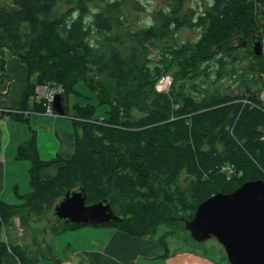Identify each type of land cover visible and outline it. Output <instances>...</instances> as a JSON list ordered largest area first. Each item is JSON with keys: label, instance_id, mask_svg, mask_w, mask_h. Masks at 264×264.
Wrapping results in <instances>:
<instances>
[{"label": "trees", "instance_id": "obj_1", "mask_svg": "<svg viewBox=\"0 0 264 264\" xmlns=\"http://www.w3.org/2000/svg\"><path fill=\"white\" fill-rule=\"evenodd\" d=\"M185 2L167 0L142 21L141 0H0V50L26 69L19 110H45L33 96L53 82L63 86L75 125L69 159L41 160L34 136L19 146L17 159L31 163V192L21 204L0 201V264L9 249L21 264H61L49 236L87 226L55 218L69 191L83 189L86 204L107 201L123 217L99 226L156 239L169 251L167 239L205 199L264 180V52L250 45L254 35L264 44V0H208L198 10ZM185 30L195 37L184 39ZM167 75L169 90H157ZM227 78L231 90L213 86ZM100 107L103 119L95 116ZM56 163V175L42 179V169ZM15 217L30 232L32 257L1 238ZM183 231L189 253L229 264L223 249L197 252Z\"/></svg>", "mask_w": 264, "mask_h": 264}, {"label": "crops", "instance_id": "obj_2", "mask_svg": "<svg viewBox=\"0 0 264 264\" xmlns=\"http://www.w3.org/2000/svg\"><path fill=\"white\" fill-rule=\"evenodd\" d=\"M3 52L0 53V59L5 62V71L0 74V201L12 206L21 204L23 196L31 192L26 177L31 163L17 159L19 146L34 136L41 160L69 159L75 150V125L70 113L63 117L32 113L24 121L27 125L13 121L17 119V113L13 116V111L19 110L26 86V69L17 57L8 51ZM60 166L62 163H56L42 169V179L53 178ZM19 169L24 170V180L18 175ZM1 238L9 246L19 247L31 257L35 254L36 247L30 232L21 226L18 217L2 227ZM49 240L52 253L61 264H144L146 259L161 258L166 253L152 239L140 240L111 226L87 225L50 235ZM2 259L3 264H21L10 249ZM161 262L170 264L169 260ZM34 264L57 263L39 258Z\"/></svg>", "mask_w": 264, "mask_h": 264}, {"label": "water", "instance_id": "obj_3", "mask_svg": "<svg viewBox=\"0 0 264 264\" xmlns=\"http://www.w3.org/2000/svg\"><path fill=\"white\" fill-rule=\"evenodd\" d=\"M241 45L246 41L239 40ZM258 37L252 41L256 55L263 53ZM59 116L66 115L63 98L52 103ZM58 223L99 226L123 220L107 201L86 204L83 189L66 193L55 205ZM185 228L191 239L202 243L215 239L224 249L229 264H264V180H252L228 193H216L205 199Z\"/></svg>", "mask_w": 264, "mask_h": 264}, {"label": "rangeland", "instance_id": "obj_4", "mask_svg": "<svg viewBox=\"0 0 264 264\" xmlns=\"http://www.w3.org/2000/svg\"><path fill=\"white\" fill-rule=\"evenodd\" d=\"M143 3V5H145V8H146V10L144 11V12H142V14L140 15V20H142V21H145L147 18H148V14L151 12V11H153L154 10V8L155 9H159V6H164L165 5V2H167V0H141ZM199 1H204V2H202V4H207L208 3V0H186V5H185V7L186 8H189L190 7V5H192L193 4V7L195 8V10H198L199 9V7L200 6H198L197 4L198 3H200ZM134 19H137L136 17L134 18ZM136 26H138V25H136ZM257 36V35H256ZM195 37V33H193V32H191V31H187V30H185L184 32H183V38L185 39H189V38H194ZM263 44V43H262ZM4 50H0V53L2 52V53H4L3 52ZM263 52H264V44H263ZM168 76V75H167ZM171 77V76H170ZM168 81L169 80H165V81H163L162 83H158L159 85V88H161V89H167V91L169 90V88H170V86H171V84L170 83H168ZM232 81H230V78H227V79H224V80H222V81H220V82H218V83H214L213 84V86L214 87H216V88H219L220 90H224V91H229V90H231V87H232V85L230 84ZM171 83H172V77H171ZM77 89L78 90H80L83 94H87L86 92V88L85 87H83V84H80V85H78V87H77ZM237 90H235L234 89V87H233V94H236L235 92H236ZM261 95H263L264 96V92L261 94ZM77 99L74 97V96H70L69 97V101H70V104L72 105L73 104V102H75ZM81 102L82 103H84L85 102V100H81ZM71 105H70V107H71ZM70 110H72V108H70ZM105 108L104 107H100V108H97V110H96V114H95V116H97V117H99V116H101L100 117V119H103L102 118V115H104L105 113ZM70 114H71V112H70ZM13 116H14V113L12 114ZM69 115V113H66V115L65 116H68ZM73 115V114H72ZM33 117V116H32ZM14 118V117H13ZM73 118H74V116H73ZM15 119V118H14ZM13 121H15L16 123H20V124H23V125H27V122H24V121H22V122H19V121H21V120H13ZM18 175H19V177L21 178V179H23L24 180V178H25V173H24V170L23 169H19L18 170ZM26 177H27V181L29 180V172L26 174ZM185 221L186 220H182L180 223H182V224H179V226H181L180 228H179V230H176V231H174L173 232V234H171L172 236L169 238V239H167L168 240V242H169V247H170V249H169V251H167V249H164L163 248V246H162V248H163V250L166 252V253H168V255L164 258V257H162L161 256V258L159 257V258H156V259H154V260H147L146 259V261L144 262V264H161L162 262V260H164V261H167L168 262V260H169V263L170 264H215L214 262H211L210 260H205V259H201L200 257H193L192 255H194V254H192L191 255V253H189V247L190 246H188L187 244H184L183 243V240L181 239L182 237H184V236H186L187 234L183 231V229H186V228H184L185 227ZM118 230V229H117ZM164 230V228H161V232ZM121 232V231H120ZM123 233V232H122ZM125 234V233H124ZM190 233H188V235H189ZM126 235H128V234H126ZM128 236H131V235H128ZM190 236V235H189ZM131 237H134V236H131ZM191 237V236H190ZM134 238H138V237H134ZM138 239H140V238H138ZM141 239H152L153 240V238H141ZM140 239V240H141ZM193 240V239H192ZM49 241V243H50V240H48ZM155 242H157L159 245H161L160 244V242H158V240H154ZM196 243H198V242H196ZM198 245H200V247H198L197 248V252H201L202 250H204L205 248H209V247H211L212 249H214V250H216L217 252H219V251H221V249H223L222 248V246L215 240V239H210V240H208V241H206V242H202V243H198ZM224 250V249H223ZM209 254L211 255V256H215L214 255V253H216V252H212V251H210L209 250ZM190 255V256H189ZM217 255H218V253H217ZM195 256V255H194ZM141 261H143V260H141Z\"/></svg>", "mask_w": 264, "mask_h": 264}, {"label": "built area", "instance_id": "obj_5", "mask_svg": "<svg viewBox=\"0 0 264 264\" xmlns=\"http://www.w3.org/2000/svg\"><path fill=\"white\" fill-rule=\"evenodd\" d=\"M165 80H169L168 83L171 84V77L170 76L163 78L159 82V84ZM158 85L156 86L157 90H159V91L167 90V89L159 88ZM63 95H64V88L62 85H59V84H56L53 82H45L43 84L38 85L35 89L33 101L39 105H42V107L45 110L38 111V112H34V110H32L33 114L34 113H41V114L46 115V116H58V114L54 110V106L52 103H54V100L57 96H63ZM29 111L31 112V110H29ZM29 111L14 110L13 112L14 113H20L21 115L23 114L27 118L30 114H32V113H29ZM0 113H2L1 109H0Z\"/></svg>", "mask_w": 264, "mask_h": 264}, {"label": "flooded vegetation", "instance_id": "obj_6", "mask_svg": "<svg viewBox=\"0 0 264 264\" xmlns=\"http://www.w3.org/2000/svg\"><path fill=\"white\" fill-rule=\"evenodd\" d=\"M250 1H253V0H250ZM199 2H200V3H198L197 5H198V6H201L202 2H204V1H199ZM165 4L168 5L169 3H166V2H165ZM192 5H193V4H192ZM204 5H206V4H204ZM193 9L195 10L194 7H193ZM254 38H256L255 35L251 38V44H252V41H253ZM245 41H246V44H245L244 46H247V45H248V41H247V40H245ZM251 44H250V45H251ZM251 46H252V45H251Z\"/></svg>", "mask_w": 264, "mask_h": 264}, {"label": "clouds", "instance_id": "obj_7", "mask_svg": "<svg viewBox=\"0 0 264 264\" xmlns=\"http://www.w3.org/2000/svg\"><path fill=\"white\" fill-rule=\"evenodd\" d=\"M61 97H63V96H61ZM56 112V111H55ZM57 113V112H56ZM58 114V113H57Z\"/></svg>", "mask_w": 264, "mask_h": 264}]
</instances>
